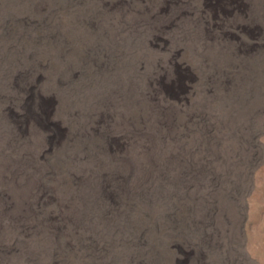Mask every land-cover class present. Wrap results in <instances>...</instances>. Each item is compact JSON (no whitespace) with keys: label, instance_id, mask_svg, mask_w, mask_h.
<instances>
[{"label":"rangeland","instance_id":"obj_1","mask_svg":"<svg viewBox=\"0 0 264 264\" xmlns=\"http://www.w3.org/2000/svg\"><path fill=\"white\" fill-rule=\"evenodd\" d=\"M0 264H264V0H0Z\"/></svg>","mask_w":264,"mask_h":264}]
</instances>
